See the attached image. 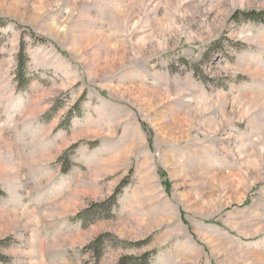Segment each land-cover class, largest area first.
I'll use <instances>...</instances> for the list:
<instances>
[{
    "label": "rangeland",
    "instance_id": "obj_1",
    "mask_svg": "<svg viewBox=\"0 0 264 264\" xmlns=\"http://www.w3.org/2000/svg\"><path fill=\"white\" fill-rule=\"evenodd\" d=\"M237 12L264 0H0V264H264V24Z\"/></svg>",
    "mask_w": 264,
    "mask_h": 264
},
{
    "label": "trees",
    "instance_id": "obj_2",
    "mask_svg": "<svg viewBox=\"0 0 264 264\" xmlns=\"http://www.w3.org/2000/svg\"><path fill=\"white\" fill-rule=\"evenodd\" d=\"M243 16L244 18H248L249 20H253L255 22H260L264 24V12H260V13H256V12H246V13H242V12H237L236 14H234L233 18L234 20L239 19L240 16ZM149 256V255H148ZM147 255H145L143 258L141 259H133L132 257L128 258H122L120 260V264H148V257Z\"/></svg>",
    "mask_w": 264,
    "mask_h": 264
}]
</instances>
